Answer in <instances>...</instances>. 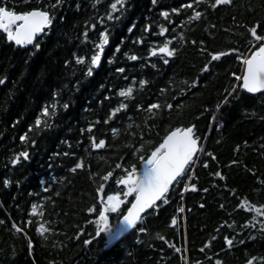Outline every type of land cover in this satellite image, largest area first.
Listing matches in <instances>:
<instances>
[{
    "label": "trees",
    "instance_id": "trees-1",
    "mask_svg": "<svg viewBox=\"0 0 264 264\" xmlns=\"http://www.w3.org/2000/svg\"><path fill=\"white\" fill-rule=\"evenodd\" d=\"M213 5L0 0L16 13L52 17L31 44L17 46L0 30V264H264V94L247 93L237 80L243 58L264 42L249 31L264 36V0ZM165 44L171 57L158 51ZM193 125L195 163L167 203L109 248L107 235L134 195L106 213L109 232L97 235L104 208L97 189L104 185L105 203L107 195L125 197L116 181L133 166L141 173L166 135ZM100 140L104 146L94 147Z\"/></svg>",
    "mask_w": 264,
    "mask_h": 264
},
{
    "label": "snow or ice",
    "instance_id": "snow-or-ice-1",
    "mask_svg": "<svg viewBox=\"0 0 264 264\" xmlns=\"http://www.w3.org/2000/svg\"><path fill=\"white\" fill-rule=\"evenodd\" d=\"M155 2V0H153ZM231 0H215V5L222 3H230ZM57 3H60V0H57ZM117 3H123V0H117ZM213 5V7L215 6ZM116 3L111 5L112 9H116ZM187 7L191 8L192 5L188 4ZM176 11V9H173ZM165 17L168 16V13H163ZM201 16L200 12H195V18ZM109 19H112L109 16ZM52 23V17L49 12L43 10H30L23 13H16L15 11L9 10L4 6H0V30H2L7 37L8 41H13L16 45L31 44L33 38L44 28ZM95 27V26H93ZM164 31L163 29L161 30ZM251 37L254 41H264V36L257 33L256 27L249 29ZM86 35V33H85ZM108 37L104 35L101 44L96 45V47L102 52L103 44H106ZM34 47L39 48V44H35ZM160 53H166L167 56L171 57L174 53V50H170L168 44H165L163 47H160L158 50ZM157 49H152L151 54L155 55ZM225 53H216L211 56L212 60H219L221 56ZM101 59L99 54H94L91 56V64L97 65L98 61ZM131 59L135 60L136 57L132 56ZM82 62L80 59L77 60V63ZM164 63H168L165 59ZM243 64L245 66V71L242 77H237V80H242V89L246 90L248 93H262L264 94V42L260 43L259 46L251 52V54L243 58ZM207 66H205V70ZM118 71H123V69H118ZM91 68L88 70V74L91 75ZM3 80H0V83H3ZM227 91V90H226ZM235 91V89H233ZM131 93V89L128 90V94ZM232 93L229 92L228 95ZM121 96H124L125 93L121 92ZM225 102H227V96L225 97ZM67 107V104L64 105ZM126 105L121 104L120 108H125ZM150 108L159 107V105H150ZM169 108L172 105H168ZM219 108V105H217ZM113 111V115H115ZM48 112L47 108H44V113ZM36 124H40V120L36 121ZM195 125L189 126L187 128H177L174 131H171L163 139V142L159 144L150 154V156L144 160V167L141 173H137L135 166L132 167L131 171L127 172V175L122 179L117 180V183L123 184L126 187V190L123 192L125 197L134 195V202L131 204V207L127 210V214L123 217L124 227L120 230V233L126 232L128 229L136 226L137 221L140 218V214L144 213L146 209L153 208L156 205L157 201L163 199L164 203H167L166 193H168L170 186L173 185V182H179V179H182V173L185 172L186 168L190 167L195 163L196 153L200 150L198 148V140L200 139L194 133ZM115 131V129L113 130ZM25 139V137H21ZM105 141L100 140L99 143H94V147L100 148L104 146ZM25 158L28 156V153H21ZM143 159V158H141ZM13 163H16V160H13ZM207 167V164L204 165ZM82 167V164H77L72 171H75L76 168ZM119 167V165H118ZM219 175V173H217ZM112 176V172H108L102 177L104 181H108L109 177ZM8 182L5 181V184ZM195 186L193 185V188ZM103 188L104 185H101L97 189L98 195H100L101 203L104 204V208L99 211V222L97 228V235L101 232H109L108 229V216L107 212H116L119 205L123 203L120 199V193L107 195V203L103 199ZM35 211V207L33 208ZM89 212H93V208L88 209ZM180 212H183L184 209L181 207ZM176 220L173 218L172 224H175ZM144 231L143 228L140 229ZM37 231H40L38 228ZM120 233H109L112 238H115L116 235ZM231 243V241H228ZM89 243V241H85ZM31 247V244L29 245ZM177 252H180L179 248H176ZM219 264V262H217ZM251 264V261H249Z\"/></svg>",
    "mask_w": 264,
    "mask_h": 264
},
{
    "label": "water",
    "instance_id": "water-1",
    "mask_svg": "<svg viewBox=\"0 0 264 264\" xmlns=\"http://www.w3.org/2000/svg\"><path fill=\"white\" fill-rule=\"evenodd\" d=\"M36 10H41V9H36ZM50 14V13H49ZM51 16V15H50ZM46 27H48V26H46ZM46 27L44 28V30L46 29ZM44 30L42 31V32H40V33H38L34 38H33V41H32V43L36 40V38H37V36L38 35H40L41 33H43L44 32ZM15 44V43H14ZM16 45V44H15ZM17 46H21V45H17ZM256 49V48H255ZM254 49V50H255ZM244 71H245V69H244ZM244 90V89H243ZM244 91H246V90H244ZM247 92V91H246ZM248 93V92H247ZM250 94H253V95H256V94H260V93H250ZM187 128V127H186ZM174 131V130H173ZM194 133H195V129H194ZM198 148L200 149L197 153H196V156H195V159H196V157L200 154V152H201V147H200V144H199V141H198ZM146 160V159H145ZM143 167H144V161L142 162V171H143ZM187 169V168H186ZM183 174V173H182ZM175 183V181L173 182V184ZM173 186V185H172ZM172 186H170V188L172 187ZM169 188V189H170ZM167 194V193H166ZM134 200H135V198L133 199V201H132V203L134 202ZM160 201H157L156 202V204L157 203H159ZM131 203V204H132ZM131 204H130V206L127 208V210L131 207ZM152 208H150V209H146L145 210V212L144 213H141L140 214V218H139V220L137 221V223L148 213V212H150V210H151ZM127 210H126V212H125V214L124 215H126L127 214ZM124 215L121 217V219H120V221H119V223H118V225L116 226V228H114L110 233H112V234H115V233H120V230L124 227V223H123V217H124ZM137 225V224H136ZM135 228V226L133 227V228H130V229H128L126 232H122V233H120L119 235H116L115 236V238H112L111 236H110V234H108L107 235V239H106V241H107V245H108V247L109 248H113V247H115L118 243H120L133 229Z\"/></svg>",
    "mask_w": 264,
    "mask_h": 264
},
{
    "label": "rangeland",
    "instance_id": "rangeland-1",
    "mask_svg": "<svg viewBox=\"0 0 264 264\" xmlns=\"http://www.w3.org/2000/svg\"><path fill=\"white\" fill-rule=\"evenodd\" d=\"M127 198H128V197H120V199L123 201V203L127 200ZM106 203H107V201H106ZM123 203H122V204H123ZM122 204H120L119 207H120ZM119 207H118V208H119Z\"/></svg>",
    "mask_w": 264,
    "mask_h": 264
},
{
    "label": "flooded vegetation",
    "instance_id": "flooded-vegetation-1",
    "mask_svg": "<svg viewBox=\"0 0 264 264\" xmlns=\"http://www.w3.org/2000/svg\"><path fill=\"white\" fill-rule=\"evenodd\" d=\"M28 157H26V159H27Z\"/></svg>",
    "mask_w": 264,
    "mask_h": 264
}]
</instances>
